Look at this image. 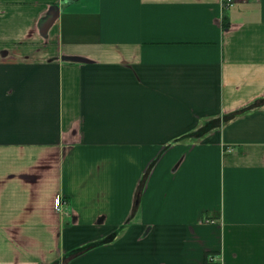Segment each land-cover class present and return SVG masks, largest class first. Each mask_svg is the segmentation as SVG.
<instances>
[{"label":"crops","instance_id":"obj_1","mask_svg":"<svg viewBox=\"0 0 264 264\" xmlns=\"http://www.w3.org/2000/svg\"><path fill=\"white\" fill-rule=\"evenodd\" d=\"M56 262L264 264V0H0V264Z\"/></svg>","mask_w":264,"mask_h":264},{"label":"water","instance_id":"obj_2","mask_svg":"<svg viewBox=\"0 0 264 264\" xmlns=\"http://www.w3.org/2000/svg\"><path fill=\"white\" fill-rule=\"evenodd\" d=\"M59 14H60L59 9H52L49 12L47 18L44 20V22L40 26V31L42 35L44 36L47 35L48 30L50 29L52 24L55 22V20L58 18ZM70 59L74 61H86V59L82 57H78V56L71 57Z\"/></svg>","mask_w":264,"mask_h":264},{"label":"rangeland","instance_id":"obj_3","mask_svg":"<svg viewBox=\"0 0 264 264\" xmlns=\"http://www.w3.org/2000/svg\"><path fill=\"white\" fill-rule=\"evenodd\" d=\"M105 183H103L104 185ZM109 191L108 188L106 186H103L102 188L100 187H97L95 188L94 190H92L89 194V196H91L90 198V204H89V207L90 208H95L96 206H103L101 203H97L95 202L96 201V198H97V194H101L100 199H102V201L105 200V197H106V194L105 192ZM126 222V221H125Z\"/></svg>","mask_w":264,"mask_h":264},{"label":"built area","instance_id":"obj_4","mask_svg":"<svg viewBox=\"0 0 264 264\" xmlns=\"http://www.w3.org/2000/svg\"><path fill=\"white\" fill-rule=\"evenodd\" d=\"M240 1H242V0H222V6L224 7V8H228V7H230V6H232V5H234V4H236V3H238V2H240ZM65 201L63 200V197H58V199H57V201H56V206H55V208L57 209V210H62V208H63V203H64ZM207 221H209V220H207Z\"/></svg>","mask_w":264,"mask_h":264},{"label":"trees","instance_id":"obj_5","mask_svg":"<svg viewBox=\"0 0 264 264\" xmlns=\"http://www.w3.org/2000/svg\"><path fill=\"white\" fill-rule=\"evenodd\" d=\"M256 105H259V104H256ZM249 108V107H248ZM95 243H88L84 246H81L79 247L78 249H76L75 251H73L71 254L65 256V258H68V257H73V256H76L78 254H81L82 252L88 250L89 248H91ZM55 264H59V262H56Z\"/></svg>","mask_w":264,"mask_h":264}]
</instances>
